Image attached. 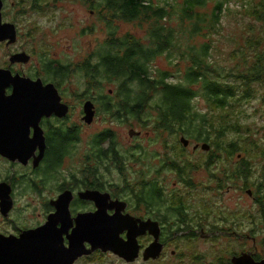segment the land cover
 Returning <instances> with one entry per match:
<instances>
[{"label": "flooded vegetation", "instance_id": "af4514ba", "mask_svg": "<svg viewBox=\"0 0 264 264\" xmlns=\"http://www.w3.org/2000/svg\"><path fill=\"white\" fill-rule=\"evenodd\" d=\"M12 7H15V3L12 4ZM17 73L32 81L40 80L44 85L53 84L60 92L62 83L59 77L47 78L44 71L42 75L35 72L32 76H27L14 69L13 74ZM11 92L12 89H9L7 95H10ZM89 94H115V92H87L86 96L81 98L83 110L77 118L73 115L74 108L71 106V102L65 99L63 94H59L61 103L68 107V113L61 118L58 113L50 117H42L39 121V131L37 132H42L45 145L43 152L40 148H37L26 164L18 160L11 161L0 155V168L2 167L4 171V180H0V184H5L11 188L13 200V208L6 219H9L15 206L12 191L16 187L15 179H18V173L16 172L18 166L31 171L30 183L35 189L43 188L55 180L58 170V186H56L58 194L46 204L44 213L46 219L44 222L37 224L35 227H27V229L23 228L25 226L17 228L12 233H6L7 236L13 234L19 237L23 231L43 226L48 217L56 212L53 202L59 200L63 194H69L71 196L69 202L70 218L68 213H65L66 215H61L58 220V230L63 232V247L68 249L70 246L69 236L72 235L73 229L76 227L75 219L78 215L95 213L98 210L95 201L82 198L83 194L90 191L100 193L106 204L126 203L127 206L122 212L124 215L129 214L142 222L151 221L159 225V242L163 246L161 257L145 263L157 264L167 255L174 243L176 245L171 250L170 256L172 259L177 260V263L182 262L183 264V258L179 261L181 257L180 248H183V251H186V249L190 251V264H233L234 259L242 256H248L256 263L264 261V144L262 146L248 144L249 147L254 149L245 150V152L250 151L252 153L242 154L238 151L239 147L235 152L228 148H216L214 145L222 146L220 143H225V148L227 147V142L221 139L196 140V144L193 146V152L196 154L174 155L166 151L164 156L166 160L165 165H162L163 167L157 164L155 168L152 165V169L147 172H132L136 175V181L131 183L128 181L127 162H141L142 157H147L149 154L141 147H136L132 151H123L121 146L114 142L117 157H112L109 154L101 161L98 154H105L112 147L109 139H105V136L111 134V132L102 130L95 133L88 144L89 149L86 151L84 168L78 173L69 171L62 176L60 168L63 162L77 151L76 146L80 139L79 131L83 125L80 122L92 126L101 116H103L104 121L109 120V113L104 111L106 115H102V106L109 104V97L101 96L104 97L103 100H101V97L97 100L96 97ZM249 98L251 97H247V99ZM87 102L94 105V116L90 124L84 121V105ZM23 127L26 128V126ZM28 131L29 140H33L34 135L37 133L35 128L28 126ZM140 133L139 136L129 137L131 139L141 138L142 132ZM182 138L188 141L187 146L181 143L184 148L182 151L187 152L186 150L190 148L191 141L186 137ZM240 142L242 141L240 140ZM172 144L164 143V146L174 152L175 147ZM233 145L235 144L229 146L232 147ZM139 151H142V155L139 154ZM41 152L43 155L40 161L37 162ZM198 152H201V154H198ZM132 153L136 154L131 159ZM126 154H129V158ZM154 158L155 156L152 155L151 159ZM173 159L178 162L177 166L182 168L183 171L173 169ZM117 161H122V163L119 165ZM251 162L255 164H252V166ZM113 172L119 174L118 181L113 180L111 176ZM168 173H174L177 182L170 184L166 177ZM90 175L96 178L100 188L93 187V185H90L91 187L84 185V182L90 179ZM146 176H149L150 180H146ZM107 178L111 180L108 181ZM126 183L134 186L136 192L135 207L131 206L128 201V193L124 189ZM177 185H180V187ZM149 192H151L150 199L147 196ZM260 200L263 202L260 203ZM227 202L234 203L233 205L236 207L241 206L231 208ZM242 202H245V204ZM255 207L257 208L256 213L254 212ZM132 208H135L136 211L132 212ZM175 208L181 209L179 215L169 216V211ZM229 211L230 214L227 213ZM115 212L116 210H108L109 215H113ZM223 224L229 227L232 226L229 232L224 234L221 233L223 232ZM176 227H179L178 232L169 229ZM153 241L154 238L149 234L140 237L141 253ZM199 243L203 244L204 248L201 249L198 246ZM85 247L88 250L91 245L85 243ZM106 254L114 255L111 252L104 253L97 250L91 255L79 258L74 264L87 262L95 255L104 256ZM115 257L123 261L119 257Z\"/></svg>", "mask_w": 264, "mask_h": 264}, {"label": "rangeland", "instance_id": "374dc122", "mask_svg": "<svg viewBox=\"0 0 264 264\" xmlns=\"http://www.w3.org/2000/svg\"><path fill=\"white\" fill-rule=\"evenodd\" d=\"M169 1L181 4L183 0ZM218 2L224 3L223 12L220 14L218 23L210 29L204 25L200 36L194 41V46L199 48L205 43L210 45V62L212 63L211 69L214 76L215 74H222L221 81L223 83L226 81L230 82L237 89L242 88L243 90L244 83L237 79L238 73H246L248 67L256 62L257 52L258 55L264 53V36L256 28L254 19L251 17L249 11L254 0H208L204 7L197 9V12L205 15L206 20L213 19L212 14ZM13 3H15V7H12ZM35 3L36 0H26L24 3H21V0L5 1L2 17L5 22L16 26L17 39L14 43L7 44L6 41L0 43V69H9L13 73L15 69L27 76H32L35 72L42 75L44 59L58 63L59 66H69V76L66 81H63L59 94H63L65 99L71 102V106L74 108L73 115L77 118L83 110L81 98L86 96L87 92H95L88 86L87 78L79 66H83L87 59H90L93 63L98 61L93 56L96 54V50L100 46H103L111 32H115L117 37L133 35L144 39L150 24L149 22L107 21L105 19L107 13L101 6L97 7L96 11L94 9L96 5H100V0H40V3L38 2L36 5ZM154 3H157V0H154ZM170 14H173V16L167 20V24L172 28L178 29L179 12L172 10ZM186 25L191 30V23L189 22V25ZM257 39H262L258 47L259 49H252L251 42ZM101 50L98 52H101ZM22 52L31 57V61L28 62L29 64L26 63L27 65L25 66H21L20 63L11 64V56ZM187 64L186 61L182 62L180 69L175 65L172 66L174 76L171 80H173V83H176L177 78L180 77L177 69L184 72ZM153 66L154 68L159 67L161 69L168 68L164 58L158 59L153 63ZM259 78V82L252 84V94H248L247 96H243L244 94L237 95L241 96V99L236 97L230 100V103L234 105V114L229 120H231L230 124L235 129L227 130L223 139L227 142H240L241 140L243 145L238 151L242 154H245V150L253 149L248 147V144H258L261 146L264 144V80L262 76ZM103 80V88L97 92L116 90V84H112L106 81V79ZM195 89L200 91L199 86ZM241 91L238 92L241 93ZM7 93L9 94V90ZM89 95L96 97L97 100L101 96L111 97V101H115L116 99V94ZM247 97L251 98L247 99ZM193 104L196 112L205 114L212 123L215 122L217 124V119L223 111L219 115V109L212 108L208 100L201 93L198 94V98L193 101ZM104 113V110H102V115H106ZM80 123L83 125L79 131L80 139L76 146L77 151L63 162L60 168L62 176L69 171L78 173L84 168L86 151L89 149L88 144L91 142L94 134L102 130H109L115 138V142L121 146L123 151H132L136 147H141L149 154L147 157H142L141 162H127L129 170L128 181L131 183L136 181V175L132 172H147L152 169V165L154 168L157 164L160 167L165 165L166 158L164 156L166 151L172 150L165 147L164 143H176L174 151L178 152L177 155H193L196 154L193 152V146L196 144L195 141L200 140L197 138V135H192V138H190L182 133L178 135H170L166 132L157 133L149 127L115 120L110 114L108 121H104L103 116H101L92 126H88L83 122ZM215 123H213L214 126ZM131 129L142 132V137L131 139L129 137ZM182 137H186L191 141L190 148L186 150L187 152L182 151L184 149L180 144ZM198 154H201V152H198ZM152 155L155 156L154 159H151ZM250 164L254 165L255 163L251 162ZM16 172L18 173V179H15L14 183L16 187L12 191L15 202L14 209L9 219L4 218L0 214V234L2 235L12 233L17 228H22L23 226H25L23 228L27 229V227L31 228L43 223L46 219L44 215L46 204L58 194L56 189V186H58V170L55 180L43 188L36 189L30 183L31 171L29 169H23V167L18 166ZM111 176L114 181H118L120 177L117 172H113ZM166 177L170 184L177 182V177L174 173H168ZM3 178L4 171L1 167L0 180H4ZM145 179L150 180V177L146 176ZM107 180L110 181L111 179L107 178ZM177 186L180 187V185ZM227 203L231 208L236 207L233 205L234 203ZM242 203L245 204V202ZM131 211L135 212L136 210L132 208ZM254 212H257L256 207L254 208ZM227 213L230 214L231 212ZM231 227L223 224V232L221 233L229 232ZM175 245L176 243L172 244L167 255L157 262V264H182V262L177 263V260L172 259L170 256V252L174 249ZM198 246L201 249L204 248V245L201 243ZM180 254L179 261L183 258V264H190V251L187 249L183 251V248H180ZM80 264L128 263L119 260L112 254H106L104 256L95 255V257L87 260V262H81ZM134 264L156 263H145L141 258Z\"/></svg>", "mask_w": 264, "mask_h": 264}, {"label": "trees", "instance_id": "16d2710c", "mask_svg": "<svg viewBox=\"0 0 264 264\" xmlns=\"http://www.w3.org/2000/svg\"><path fill=\"white\" fill-rule=\"evenodd\" d=\"M207 1L183 0L178 4L169 0H157V3H154V0H100V5H96L94 9L96 11V8L101 6L107 13L105 16L107 21L150 24L144 39L133 35L117 37L115 32H111L109 38L93 56L98 61L93 63L87 59L83 66H79L92 90H102L103 79L117 85L116 90L113 91L116 94L115 101H111L109 97V104L103 105L102 110L121 122L136 123L142 127L152 128L157 133L166 132L170 135L182 133L190 138L192 135H197L202 141L224 140L225 132L235 129L229 120L234 114V105L230 100L236 97L241 99V96L237 95L252 94V84L259 82L260 76L264 80V53L258 55L257 52L256 62H258H254L255 65L251 64L246 73H238L237 79L244 83L243 90L237 89L230 82L223 83L222 74L214 76L210 62V45L205 43L199 48L194 46V41L200 36L204 25L209 29L213 28L223 12L224 3L218 2L212 14L213 19L206 20V16L199 14L197 9L204 7ZM24 2L26 0H21V3ZM38 2L40 3V0H36L35 5ZM172 10L180 14L178 29L167 24V20L173 16L170 14ZM249 11L256 28L264 36V0H254ZM189 22L191 30L186 25H189ZM261 41L262 39L252 41V49H259ZM99 50L101 52H98ZM161 58L166 60L168 68H154L153 63ZM185 61L188 63L185 71L176 68L180 77H176L177 82L173 83L172 66L175 65L180 69V65ZM43 62V71L47 78L59 77L61 83L68 78L69 66H59L58 63L46 59ZM197 86L200 91L195 89ZM199 92L208 100L212 108L219 109V115L223 111L217 119V124L213 122L215 126L205 114L195 111L193 101L198 98ZM101 98L103 100L104 97ZM106 138L112 143V147L105 154H98L101 161L109 154L117 157L115 138L110 133L105 136ZM220 144L222 146L218 144L214 146L228 148L234 152L243 145L242 142H227L225 148V143ZM230 144L235 145L231 147ZM169 153L177 155L178 152L169 151ZM135 154L132 153L130 158L132 159ZM139 154L142 155V151H139ZM126 155L129 158V154ZM121 163L122 161H117V164ZM173 164V169L183 171L175 160ZM84 185L100 188L96 178L91 175ZM125 186L128 201L135 207L134 186L127 183ZM147 196L150 199L151 192L147 193ZM262 202L260 200V203ZM180 211L179 208L172 209L169 211V216L179 215ZM169 229L173 232L179 231V227Z\"/></svg>", "mask_w": 264, "mask_h": 264}, {"label": "water", "instance_id": "95a60500", "mask_svg": "<svg viewBox=\"0 0 264 264\" xmlns=\"http://www.w3.org/2000/svg\"><path fill=\"white\" fill-rule=\"evenodd\" d=\"M3 7L4 0H0V43H14L17 39L16 26L3 20ZM30 60L31 57L22 52L11 56L10 63L26 64ZM9 89L12 92L7 95ZM93 108L91 102L84 105V121L87 124L92 122ZM57 113L60 118L63 117L68 113V107L61 103L59 92L53 84L44 85L40 80L32 81L18 73L13 74L9 69H0V155L26 164L37 148L43 152L42 132H37L39 121L42 117ZM28 126L34 127L37 132L33 140H29ZM139 135L141 133L133 129L129 131L130 137ZM181 143L187 146L188 141L182 138ZM82 198L95 201L98 210L78 215L76 227L69 236L68 249L63 247V232L58 230L61 215L68 213L70 218L71 196L63 194L53 202L56 212L48 217L43 226L23 231L19 237L0 234V264H74L79 258L97 250L111 252L128 264L136 263L141 257L144 262L161 257L163 246L159 242L160 227L157 223L142 222L129 214L124 215L122 212L126 203L106 204L98 192L89 191ZM12 208L11 188L0 184V213L7 218ZM108 210L116 212L109 215ZM146 234L151 235L154 241L141 253L139 238ZM85 243H89L91 248L87 250ZM233 264H264V261L256 263L250 257L242 256L234 259Z\"/></svg>", "mask_w": 264, "mask_h": 264}]
</instances>
